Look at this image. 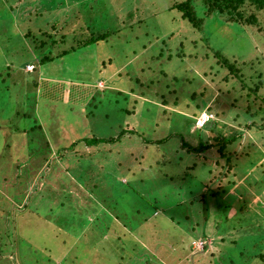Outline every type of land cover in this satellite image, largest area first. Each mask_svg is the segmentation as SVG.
Returning a JSON list of instances; mask_svg holds the SVG:
<instances>
[{
  "label": "rangeland",
  "instance_id": "rangeland-1",
  "mask_svg": "<svg viewBox=\"0 0 264 264\" xmlns=\"http://www.w3.org/2000/svg\"><path fill=\"white\" fill-rule=\"evenodd\" d=\"M69 1L0 4V264H264V28Z\"/></svg>",
  "mask_w": 264,
  "mask_h": 264
},
{
  "label": "trees",
  "instance_id": "trees-1",
  "mask_svg": "<svg viewBox=\"0 0 264 264\" xmlns=\"http://www.w3.org/2000/svg\"><path fill=\"white\" fill-rule=\"evenodd\" d=\"M6 1L11 5V3H10L11 0H0V4L3 6V10L5 8L7 9ZM78 1L79 0H70L69 3L78 2ZM81 1H80V3L78 2V8L79 9L82 8V5H83V2L81 3ZM200 1H201L202 5L204 6L205 13L208 15H212V14L222 15V16H225L228 21L234 22L236 24H240L242 26H253V27H257L259 29L264 28V0H200ZM9 9L11 10V8H9ZM172 9H175L176 11H178L181 14L182 20L185 21L186 23H188L192 28L200 29L202 27L203 19L197 15L195 7L193 6L192 0H184V1L179 2V3H175L172 6ZM40 11L42 12V10L39 9V12L37 14L38 16L43 15V14H41ZM53 12H54L53 8H48V9H46V12H44V15L48 16L49 13H53ZM4 17L7 19V22L11 23L13 21V18L10 17V14L8 12L6 14H4ZM58 20L59 19H56V18L51 20V28L52 29L56 28ZM47 24L50 25V22H47ZM99 36H96V37L92 36L91 41H95L98 39H102L103 41L108 40V36L106 34H102ZM44 43L45 42H42V44H44ZM213 51H214V49H213ZM67 52H69V51L62 50L61 54H59V55L60 56L66 55ZM214 55L216 58L219 59V61H220L219 64H222L226 69L228 68V70L233 74V76H235V78H239L241 81H243L242 80L243 75L241 74V69L237 68L235 66V63L230 62L226 57L221 55L218 51H216V52L214 51ZM44 58L47 59V57H44ZM41 62H43V60ZM255 88L258 89L257 86H255ZM203 109H204V106L198 107L197 111H200V110L203 111ZM211 110L207 109V111H211ZM202 111L198 115L192 116L195 119V122H196V117H198L202 113ZM207 113H209V112H207ZM255 113H257V112L252 113V112H250V110H247L246 111V117L249 118V120H254ZM216 117L218 118L217 115H216ZM206 124H204L202 127H198V128L202 129L205 127ZM253 124L254 123H252V125ZM249 126H251V125H249ZM262 128H264V122H263V127H260L259 129H262ZM124 134H125V132L122 130V132L119 134V136H117V138H109V139H101V140L82 139L81 141L83 143H85L87 146L92 145V144L98 145V144L107 143V142L108 143H114L115 141L120 140L119 139L120 137L126 135V134L125 135ZM127 134L131 135V134H133V132H130ZM167 139H168V137H166L165 140H162V141L165 142ZM234 139H235V136H232V137L220 136V137L213 139L216 144L211 143L210 145H208L206 143L205 144L201 143L199 145V147H193L189 143L185 144L184 141H182V139H181V144L184 147V149L187 151V153L199 154V153H203V151L207 150L208 148L215 147V149H217L216 151L219 153V155L221 157H226L225 151H226L228 145L230 144V141L233 142ZM74 145L75 144H73V146ZM226 162L229 163V158ZM224 168H222V169H224ZM227 171L229 172L230 169H228ZM206 190H208V188H206ZM214 194H218V192H216V193L214 192ZM114 224H115V220L113 219L111 222V225L108 229V231H110V232H109V236L107 238L114 239L113 237L117 231V229L114 227ZM117 239H118V241L122 239L121 237H119V233H117ZM256 257H257V259L259 258L260 260L264 261V254L263 253H260Z\"/></svg>",
  "mask_w": 264,
  "mask_h": 264
},
{
  "label": "clouds",
  "instance_id": "clouds-1",
  "mask_svg": "<svg viewBox=\"0 0 264 264\" xmlns=\"http://www.w3.org/2000/svg\"><path fill=\"white\" fill-rule=\"evenodd\" d=\"M211 119H212V117H211L207 122L205 121V123H203V125L206 124V123H208ZM196 120H197V118H196ZM195 123H196V122H195ZM203 125H202V126H203ZM202 126H201V127H202ZM198 127H199V126H198Z\"/></svg>",
  "mask_w": 264,
  "mask_h": 264
},
{
  "label": "built area",
  "instance_id": "built-area-1",
  "mask_svg": "<svg viewBox=\"0 0 264 264\" xmlns=\"http://www.w3.org/2000/svg\"><path fill=\"white\" fill-rule=\"evenodd\" d=\"M208 120H209V119H208V118H206V122H207ZM203 123H205V122H203ZM203 123H202V124H203Z\"/></svg>",
  "mask_w": 264,
  "mask_h": 264
}]
</instances>
